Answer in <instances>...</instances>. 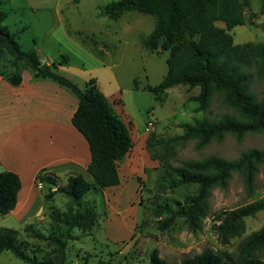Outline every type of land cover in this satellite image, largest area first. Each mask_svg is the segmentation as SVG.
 Segmentation results:
<instances>
[{
  "label": "rangeland",
  "instance_id": "374dc122",
  "mask_svg": "<svg viewBox=\"0 0 264 264\" xmlns=\"http://www.w3.org/2000/svg\"><path fill=\"white\" fill-rule=\"evenodd\" d=\"M116 1L8 0L3 6L9 14L5 25L19 34L23 49L36 50L44 63L60 64V72L81 88L91 78L96 79L132 135L133 147L118 165L120 185L91 190L83 198L82 209H94L96 224L90 232L74 231L77 239L68 244V263L151 264V254L156 249L162 259L177 264L206 249L235 255L241 240L264 226V211L246 218V233L229 244L221 242L217 227L234 209L264 198V167L260 168L252 196L246 193L243 175L239 173L233 174L226 189L215 188L208 215L195 232L183 218H177L168 230H159L160 218L154 214L155 207L168 204L175 210L182 208L186 199L198 191L196 184L172 189L169 179L160 185L159 178L165 164L177 167L185 161L210 156L234 160L248 149H264V136L248 134L238 142L228 135L223 142H213L202 150L196 149L195 139L171 141L183 135V124L237 113L223 103L220 94L214 95L207 111H198L199 104L189 100L198 95V88L176 86L168 89L161 100L148 91V86H157L166 76L169 52L160 48L149 51L143 45V39L154 30L153 16L130 12L114 21L100 14V8ZM241 2L246 23L232 31L235 43H264L263 0ZM217 26L224 28L221 22ZM10 62L6 54L7 70ZM253 90L263 98L264 82L255 78ZM3 171L0 166V172ZM85 177L90 180L88 174ZM61 179V185H65L67 178ZM69 201L59 193L51 202L45 200L40 212L37 206L30 215L21 209L0 215V228L17 230L19 241L30 255L50 258L53 246L31 237L24 227L35 224L45 234H58L59 226L49 215L52 208L68 211ZM167 216L166 213L162 218ZM259 256L264 260V252ZM0 264L27 263L5 252L0 255Z\"/></svg>",
  "mask_w": 264,
  "mask_h": 264
},
{
  "label": "trees",
  "instance_id": "16d2710c",
  "mask_svg": "<svg viewBox=\"0 0 264 264\" xmlns=\"http://www.w3.org/2000/svg\"><path fill=\"white\" fill-rule=\"evenodd\" d=\"M7 1L0 0V76L11 85L19 86L23 71L28 69L35 79L50 80L69 89L78 99L72 124L86 139L91 160L87 167L90 180L83 174H73L61 185L60 178L47 169L37 175V183L48 188L44 195L46 201L51 202L59 193L70 200L66 212L51 209L49 216L59 226L58 234H45L35 224L24 227L31 237L52 245L53 256L40 259L37 254L30 255L25 244L19 241V232L6 227L0 228V255L10 252L27 264H69L67 248L70 241L77 239L74 231L90 232L96 224L94 209H82L83 198L91 190L120 185L118 165L131 151L133 139L129 127L109 103L96 79L91 78L81 88L60 72V64L44 63L39 52L23 49L19 34L12 33L5 25L9 14L3 6ZM100 9L102 16L114 21L130 12L155 18L154 30L143 39V45L149 51L160 48L169 52L166 76L157 86L147 87L157 99L161 100L168 89L184 85L190 90L199 89L198 95L189 98L199 104L198 111H207L214 95L220 94L223 103L237 113V116L223 115L217 120L183 124V135L171 141L195 139L196 149L202 150L213 142H223L228 135L238 142L248 134L264 136V97L259 98L253 90L255 78L264 82V43H235L232 31L246 23L241 0H118ZM218 22L223 23L224 28L217 26ZM6 54L11 58L8 70L4 66ZM261 167H264V149L254 148L234 160L210 156L185 161L177 167L165 164L160 185L169 179L172 189L196 184L198 191L186 199L182 208L175 210L168 204L157 205L154 214L160 218L159 230H168L177 218H183L194 232L201 229L213 190L226 189L233 174L239 173L243 175L246 193L252 196ZM21 188L17 173L0 172V215L15 210ZM262 211L264 198L234 209L217 227L221 242L229 244L232 239L243 237L244 220ZM166 213L168 216L163 219ZM142 226L145 227L146 222ZM261 252H264V226L243 238L235 255L206 249L178 264H264L259 256ZM151 264L177 263L162 259L156 249L151 254Z\"/></svg>",
  "mask_w": 264,
  "mask_h": 264
},
{
  "label": "crops",
  "instance_id": "0c3cea01",
  "mask_svg": "<svg viewBox=\"0 0 264 264\" xmlns=\"http://www.w3.org/2000/svg\"><path fill=\"white\" fill-rule=\"evenodd\" d=\"M77 107L78 99L69 89L35 79L27 70L19 86L0 76V166L17 173L22 181L12 212L21 209L30 215L38 208L40 212L48 190L36 181L43 169L60 180L87 175L89 145L72 124Z\"/></svg>",
  "mask_w": 264,
  "mask_h": 264
}]
</instances>
